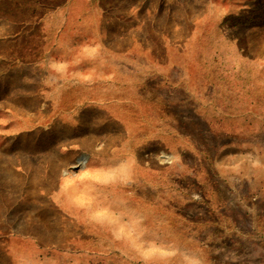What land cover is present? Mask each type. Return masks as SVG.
<instances>
[{
  "label": "rangeland",
  "instance_id": "rangeland-1",
  "mask_svg": "<svg viewBox=\"0 0 264 264\" xmlns=\"http://www.w3.org/2000/svg\"><path fill=\"white\" fill-rule=\"evenodd\" d=\"M67 2L51 105L0 66V264H264V0Z\"/></svg>",
  "mask_w": 264,
  "mask_h": 264
},
{
  "label": "crops",
  "instance_id": "crops-1",
  "mask_svg": "<svg viewBox=\"0 0 264 264\" xmlns=\"http://www.w3.org/2000/svg\"><path fill=\"white\" fill-rule=\"evenodd\" d=\"M25 3L17 15L12 14L15 18L11 19L21 23L17 30L4 32L0 21V66L36 68V100H39L45 97L37 92L55 89L58 81L63 80L64 72L78 61H74L73 54L67 46L65 49L58 46L60 42H67L63 32L66 30V5L69 2L65 0L60 4H52L36 0V3L30 1ZM17 42L23 43L20 48L23 54L6 55L5 51L9 46ZM58 73L61 74L59 77ZM46 101L47 99L42 100L40 105H51Z\"/></svg>",
  "mask_w": 264,
  "mask_h": 264
}]
</instances>
